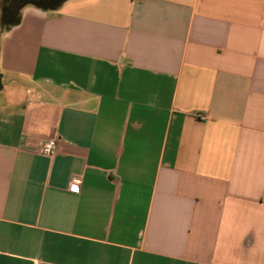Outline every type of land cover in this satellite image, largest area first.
Instances as JSON below:
<instances>
[{
	"label": "crops",
	"instance_id": "1",
	"mask_svg": "<svg viewBox=\"0 0 264 264\" xmlns=\"http://www.w3.org/2000/svg\"><path fill=\"white\" fill-rule=\"evenodd\" d=\"M9 2L0 264H264V0Z\"/></svg>",
	"mask_w": 264,
	"mask_h": 264
},
{
	"label": "flooded vegetation",
	"instance_id": "2",
	"mask_svg": "<svg viewBox=\"0 0 264 264\" xmlns=\"http://www.w3.org/2000/svg\"><path fill=\"white\" fill-rule=\"evenodd\" d=\"M26 1H35L43 4H52L58 0H10L7 8V20H14L17 17L20 8Z\"/></svg>",
	"mask_w": 264,
	"mask_h": 264
},
{
	"label": "built area",
	"instance_id": "3",
	"mask_svg": "<svg viewBox=\"0 0 264 264\" xmlns=\"http://www.w3.org/2000/svg\"><path fill=\"white\" fill-rule=\"evenodd\" d=\"M57 150V140L56 139H50L47 142H45L41 148V152L44 155L47 156H54ZM72 190H76L75 187H71Z\"/></svg>",
	"mask_w": 264,
	"mask_h": 264
},
{
	"label": "water",
	"instance_id": "4",
	"mask_svg": "<svg viewBox=\"0 0 264 264\" xmlns=\"http://www.w3.org/2000/svg\"><path fill=\"white\" fill-rule=\"evenodd\" d=\"M6 15H7V8H4V9H3V17L5 18ZM13 23H14L13 20H9V21L7 22V24H9V25H11V24H13Z\"/></svg>",
	"mask_w": 264,
	"mask_h": 264
},
{
	"label": "rangeland",
	"instance_id": "5",
	"mask_svg": "<svg viewBox=\"0 0 264 264\" xmlns=\"http://www.w3.org/2000/svg\"><path fill=\"white\" fill-rule=\"evenodd\" d=\"M7 19V18H6Z\"/></svg>",
	"mask_w": 264,
	"mask_h": 264
}]
</instances>
